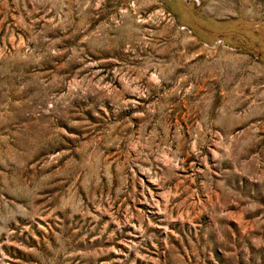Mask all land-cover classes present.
<instances>
[{"label":"rangeland","instance_id":"obj_1","mask_svg":"<svg viewBox=\"0 0 264 264\" xmlns=\"http://www.w3.org/2000/svg\"><path fill=\"white\" fill-rule=\"evenodd\" d=\"M0 264H264V0H0Z\"/></svg>","mask_w":264,"mask_h":264}]
</instances>
